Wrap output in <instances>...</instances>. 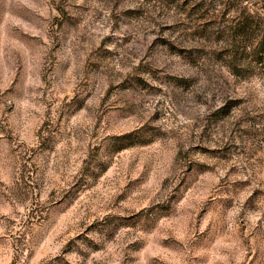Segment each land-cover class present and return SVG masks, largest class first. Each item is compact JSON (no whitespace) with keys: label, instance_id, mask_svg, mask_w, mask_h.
I'll return each instance as SVG.
<instances>
[{"label":"rangeland","instance_id":"374dc122","mask_svg":"<svg viewBox=\"0 0 264 264\" xmlns=\"http://www.w3.org/2000/svg\"><path fill=\"white\" fill-rule=\"evenodd\" d=\"M263 34L264 0H0V264H264Z\"/></svg>","mask_w":264,"mask_h":264},{"label":"trees","instance_id":"16d2710c","mask_svg":"<svg viewBox=\"0 0 264 264\" xmlns=\"http://www.w3.org/2000/svg\"><path fill=\"white\" fill-rule=\"evenodd\" d=\"M251 24L247 21H242L238 27L234 29L235 35L240 36L241 38L250 36L251 30ZM246 47H250L252 53L251 56L253 61L257 64L264 65V34L260 37L253 38L250 41L248 40L246 42ZM233 63V61H232ZM234 68V67H233Z\"/></svg>","mask_w":264,"mask_h":264}]
</instances>
